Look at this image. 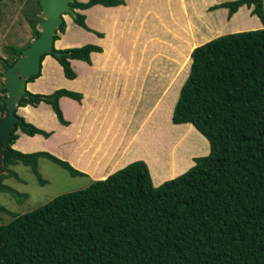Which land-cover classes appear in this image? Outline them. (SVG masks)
Wrapping results in <instances>:
<instances>
[{"label":"trees","instance_id":"trees-1","mask_svg":"<svg viewBox=\"0 0 264 264\" xmlns=\"http://www.w3.org/2000/svg\"><path fill=\"white\" fill-rule=\"evenodd\" d=\"M35 3L40 11L39 0ZM123 4L122 0H76L70 4L75 11L71 18L93 32L77 10ZM244 6H253L251 15L263 27L219 36L196 47L172 111L171 122L192 125L208 141L209 153L193 158L187 171L159 186L154 185L148 164L139 160L22 215L0 206V213L12 217L0 224V264H264V10L261 0L227 1L211 10L227 9L230 20ZM40 21L36 13L27 19L32 38L39 36ZM64 29L65 22L57 32ZM58 39L56 34L54 42ZM29 44L4 48L12 57H0L4 71V64L12 66ZM55 51L61 57L50 56L64 77L75 80L70 60L90 64L91 53L102 49L84 45ZM6 92L0 82V121ZM62 97L83 100L82 93L60 88L51 94L28 92L18 107L46 103L59 124L67 126L59 106ZM18 130L27 136L51 135L18 116L5 144L1 192L18 201L27 199V194L3 184L7 177L19 180L9 168L17 164L29 167L44 185L39 159L71 177L85 176L50 152L14 150Z\"/></svg>","mask_w":264,"mask_h":264},{"label":"crops","instance_id":"crops-1","mask_svg":"<svg viewBox=\"0 0 264 264\" xmlns=\"http://www.w3.org/2000/svg\"><path fill=\"white\" fill-rule=\"evenodd\" d=\"M29 1H32L31 6H34L35 0ZM77 1L87 2L88 0ZM122 1H124V4L117 7L105 8L103 6L97 5L87 10L76 11L85 16V24L94 33L85 31L84 29L75 25L70 16H67V18H65L66 16L64 17L65 29L63 33H58L59 39L55 41V50L77 48L84 45H96L101 47L103 52L101 51L100 53H91L90 64L80 60H70V66L76 75L75 80L66 79L63 75L61 66L50 55L43 59L41 76L31 83H27V91L33 94H51L55 90L60 89L61 87L51 88L49 90L41 89L46 88L52 82V78L49 77L48 71L46 74H48L47 77H49V79H46V81L44 80V69L53 67L58 75L61 76L63 80H65L64 87L69 91L71 90L77 93H82L83 100L81 102H76L66 97L59 99V106L62 112H64L63 116L65 115V120H68V125L70 122L69 126H62L59 124L51 106L46 103H40L36 107H17V115L24 118L27 123L34 125L40 130L51 132L52 134L49 138L45 139L41 135L27 136L18 130L16 132L18 138L13 144L12 148L22 153H34L40 151L50 152L60 159L67 161V163L69 162L71 165L69 163L68 164L71 167L81 172L85 176L87 175V177H90L93 181L104 180L115 170L122 168L123 166H126L134 161L143 160L150 168L154 185L158 186L161 184V182L156 184V175H161L162 173L166 175L167 172L162 171H168L171 166L169 165L168 161H166L164 164L158 165L151 159L149 163L148 153L145 152L144 148L146 142H143V138H140L139 136L141 132L145 131V128L149 123H153L150 121V119L155 108L152 107L154 104L158 105L161 99L170 90L171 86L173 85L170 73L174 72L175 70L173 68L168 69V66L164 63L159 64L160 67L156 68L155 70L159 71V77L160 79H163L161 80V84L165 85L162 94L160 92H155V97L157 100L151 107L148 116L142 113L129 115L127 112L120 111L110 96H116L117 100L119 101L121 96L122 99L129 97V89L126 90L125 88H130L133 85V83H129L128 81L133 80L131 77L136 78L134 75H140L138 73L141 72V64L134 62L136 58L134 53H130L128 56H126L120 52L121 50H119L118 46L122 41L124 42V39L127 35L131 34L132 25L138 24V29L147 34L148 37L146 38V42H143L144 47L141 45L135 50L136 53H149L148 49L152 50V40L150 38L155 36V38L161 43L159 47H155L150 53L153 54L156 52L162 53V55L165 54L166 52H164L162 48L164 42L162 41V37L158 34L160 33L159 29H161V27L159 26V23L161 22H159L158 19H155V16H161L163 18V16L169 17L174 14L177 17L180 15H185L184 17L187 18L188 14L185 10L188 9V2L187 0ZM225 1L232 0H224V2ZM216 2V0H210V4H208L207 7L209 8L210 6H213L216 4ZM27 3L28 0H0V57L3 60L9 58V54L5 52L4 48L6 46H12L10 45V41H12L13 37H17V34L21 40H18V46L14 47H22L30 40V35H28L30 34V27L27 23V18L25 16L26 11L24 9L25 6L28 5ZM244 8L246 9V6L240 8V10ZM22 10L25 12L22 13ZM219 10L210 11L208 18L218 16L219 12L217 14L214 13ZM240 10L238 12H240ZM246 10L240 12L239 16L237 15V12L231 18L232 20H230L233 23H236L237 21L240 26L243 25L244 27L248 23L246 22L248 18H246L244 15ZM13 21L15 24L18 23L19 28H16L18 27L17 25H15V27L9 25L11 23L13 25ZM259 23L260 28H262L263 26L260 21ZM165 24H169V22L165 21ZM6 25L9 28L6 27ZM225 26L226 25L223 27ZM14 28H16V30ZM220 29L221 28H218L214 34H217L222 30ZM242 30L248 31L246 29ZM95 33L101 34V37ZM4 40L5 42L3 43ZM1 68H3V66L0 63V72ZM162 71H166V74L162 75L160 73ZM116 74L125 76V79L118 81ZM1 78L2 77H0V82ZM168 79L172 83L171 86L169 85L171 83L168 82ZM43 80L45 82L40 84V82H43ZM140 81L147 82L149 85H152L154 81L158 80L153 79V81L150 82L151 80H139L137 78V81H135V88L137 90L141 88L142 82ZM121 83H124L123 92L118 89V85ZM66 84H68V86ZM130 91L133 93V89H130ZM139 93L142 95V98L149 96L148 89L146 92L140 89ZM142 98L141 100L143 101ZM88 116L89 119H85ZM82 117L85 122L83 123V126L80 127ZM111 120L116 122V125L114 124L111 132L115 134L114 136L110 135V137L113 136L111 140L105 141L107 139L105 131L109 130L111 127ZM100 123H102V125H99ZM88 125L89 130L87 131ZM135 126L137 131L135 132L136 135L134 134L135 136L133 135V137L128 133L129 130H132L135 128ZM186 126L187 125H179V127H184L187 129ZM76 130L78 133L76 137L83 146L78 148L79 156L83 157L81 161H76L74 154L69 151L72 148V143L69 140L70 137L75 136ZM57 133H60L61 135ZM64 133L66 134V139L62 140V134ZM73 133L75 134L73 135ZM90 134L96 135V137L92 140L93 142L89 141ZM103 135H105V137H103ZM95 145L98 149L97 156L93 155ZM99 147H101V149H99ZM75 149L76 148H74V150ZM112 149L117 150L118 155L113 157H104L105 153H112ZM87 158H92L97 167H90L89 162L86 163L85 161Z\"/></svg>","mask_w":264,"mask_h":264},{"label":"rangeland","instance_id":"rangeland-1","mask_svg":"<svg viewBox=\"0 0 264 264\" xmlns=\"http://www.w3.org/2000/svg\"><path fill=\"white\" fill-rule=\"evenodd\" d=\"M216 1V4L208 8L207 5L210 4V0H187L188 9L185 10L188 14L187 18L184 17L185 15H180L179 17H177L174 14L169 17L163 16V18L161 16H155V19H158L159 22H161L159 23V26L161 27V29H159L160 33L158 34L162 37V41L164 42L162 48L166 53L163 55L162 53L156 52H154L153 54L150 53L155 47H159L161 43L158 39L155 38V36L150 38L152 40V50L148 49L149 53H136L135 50L137 48H139L141 45L144 47L143 42H146V38L148 37L147 34L143 33L141 30L138 29V24L132 25L131 34L127 35L124 39V42L122 41L118 46L119 50H121L120 52H122L126 56H128L130 53H134L136 55L134 62L141 64V72L138 73L140 75H134L136 78L131 77L133 80L128 81L129 83H133V85L130 88H125L126 90L129 89V97H127L126 99H122L121 96L119 101L117 100L116 96H110V98L116 103L118 109L120 111L127 112L129 115L142 113L148 116L151 107L157 100L155 97V92H160L162 94L165 85L161 84V80L163 79H160L159 71L155 70L156 68L160 67L159 64L164 63L168 66V69L173 68L175 70L174 72L170 73L173 85L168 79V82L171 83L169 85H172L170 90L161 99L158 105L154 104V106L152 107L155 108L154 113L152 114V117L150 119V121H152L153 123H149L146 126L145 131L141 132L139 136L140 138H143V142H146L144 148L145 152L148 153L149 163L151 159L154 163L158 165L164 164L166 161H168L169 165L171 166L168 171H162L167 172L166 175H164L163 173L161 175H156V184H158L159 182H161L162 184L166 180H171V178L173 179L174 177L183 174L191 166H193V158L206 156L209 153L208 141L192 125L182 124L187 125L186 129L184 127H179V125H174L171 122V114L175 102L177 100L179 90L183 82L187 78L189 68L191 66V51L195 47H198L203 43L214 39L216 36L219 37L226 34L237 33L240 31L243 32L244 30L242 29H246L249 31L260 28V23L257 17L251 15L253 6L249 10L247 8V10L245 8L240 10V12L246 10V13L244 14L245 17L248 18L246 21L248 23L244 26L246 28H244L243 25L240 26L237 21L236 23H233L231 21L232 19L227 20V9H220L219 11H216V13L213 12L214 14H217L219 12V15L214 16L212 18H208L210 11H214L211 10L212 7L219 5L220 3H224V0ZM261 1L264 10V0ZM27 4L28 5L24 8L26 11L25 16L27 19H30L35 13L40 14V11L36 6L35 2L34 6H31L32 1L29 0ZM25 11L22 10V13H24ZM240 12L237 13L238 16ZM67 16L65 18H67ZM164 20L168 21L169 24H165ZM9 25L12 27H15V25H17L18 27L16 28H19L18 23L15 24L14 21L13 25L12 23ZM224 25L226 26L223 27ZM6 27L8 26L6 25ZM16 28L14 29L16 30ZM218 28H221L222 30L220 29L221 31L218 32L219 34H214V32ZM28 35H30V42L33 39L31 30L30 34ZM18 40H21V38L17 34V37H13L12 41H10V45L18 46ZM4 42L5 40L3 41V43ZM27 43L28 42H26L25 45ZM11 58L12 57L9 56V59ZM47 71L49 72V77L52 78V82L46 88H41L42 90H49L51 88L60 87L67 89L64 87L65 80H63L61 76L58 75V73L53 67L44 69L45 81L46 79H49V77H47L48 74H46ZM166 71H162L160 73L164 75L166 74ZM2 73H4L3 68H1L0 74ZM116 76L118 81L125 79V76H121L119 74H116ZM137 78L139 80H151L150 82H152L153 79L158 80L154 81L155 83L153 82L152 85H149L147 82L140 81L142 82L140 89L145 92L148 89V97L142 98V95L139 93L140 89L137 90L135 88V81H137ZM44 80L43 82H40V84L44 83ZM66 85L68 86V84ZM123 85L124 83L118 85V89L122 92ZM130 89H133V93H131L132 90L130 91ZM141 98L143 99V101L141 100ZM85 119H89V116ZM84 122L85 120L82 117L80 127L83 126ZM115 123L116 122L114 120H111V127L109 128V130L105 131L107 135V139L105 141L111 140L114 136L115 133L111 132ZM99 125H102V123H100ZM88 130L89 125L87 126V131ZM136 131L137 128L135 126V128L129 130L128 134L133 136ZM74 134L75 133H73V135ZM62 135L63 136L61 139L65 140L66 134L64 133ZM77 135L78 133L76 130L75 136L70 137L69 141L72 143V148L69 151L74 154L76 161H81L83 157L79 156L78 148H81L83 146L80 141H78V138L76 137ZM110 135L113 136L110 137ZM95 137L96 135L90 134L89 141H92ZM103 137H105V135H103ZM74 148L76 149L74 150ZM99 149H101V147H99ZM93 155H98V149L96 145L94 146ZM116 155H118V151L112 149V153H105L104 157H113ZM85 161L86 163L89 162L90 167H97L92 158H87ZM124 167L125 166H123L122 168ZM9 168L17 174L19 180L14 177H7L3 180V184L15 189L20 193L27 194V199L18 201L7 192L0 191V206L4 207L15 215H22L27 212H30L40 206H43L44 204L61 194L84 189L88 187L93 181L90 177H87V175L82 177H71L66 171L61 169L59 166L45 159H39L38 161V170L41 175V178L45 181L44 185H40L37 182L35 176L33 175L29 167L17 164ZM122 168L115 170L113 173ZM11 220V216L0 213V224H7Z\"/></svg>","mask_w":264,"mask_h":264},{"label":"water","instance_id":"water-1","mask_svg":"<svg viewBox=\"0 0 264 264\" xmlns=\"http://www.w3.org/2000/svg\"><path fill=\"white\" fill-rule=\"evenodd\" d=\"M75 1L39 0L41 9L39 17L41 21L38 22L36 27L39 36L30 41L29 46L22 51L12 66L4 64L5 72L2 75L1 82L6 87L7 92L4 99L6 110L0 121V176L6 172L3 165L6 151L5 144L8 142L11 133L15 131L18 120L17 107L22 97L28 93L27 81L31 77L41 74L43 65L41 59L43 56L61 57V53L55 51L54 36L58 34V28L65 22L64 17L67 16L65 14H69L70 17L74 15L75 11L70 8V4L75 3Z\"/></svg>","mask_w":264,"mask_h":264},{"label":"clouds","instance_id":"clouds-1","mask_svg":"<svg viewBox=\"0 0 264 264\" xmlns=\"http://www.w3.org/2000/svg\"><path fill=\"white\" fill-rule=\"evenodd\" d=\"M250 31V30H249ZM241 32V31H240ZM101 48V47H100ZM48 56V55H47ZM5 72V71H4ZM31 83V82H30ZM33 94V93H32Z\"/></svg>","mask_w":264,"mask_h":264},{"label":"bare ground","instance_id":"bare-ground-1","mask_svg":"<svg viewBox=\"0 0 264 264\" xmlns=\"http://www.w3.org/2000/svg\"><path fill=\"white\" fill-rule=\"evenodd\" d=\"M191 59V58H190ZM180 125H182V124H180Z\"/></svg>","mask_w":264,"mask_h":264},{"label":"flooded vegetation","instance_id":"flooded-vegetation-1","mask_svg":"<svg viewBox=\"0 0 264 264\" xmlns=\"http://www.w3.org/2000/svg\"><path fill=\"white\" fill-rule=\"evenodd\" d=\"M1 176H2V175H1ZM1 176H0V177H1Z\"/></svg>","mask_w":264,"mask_h":264}]
</instances>
